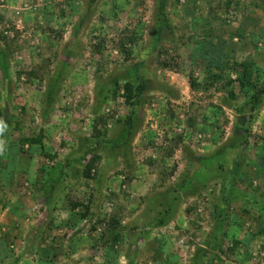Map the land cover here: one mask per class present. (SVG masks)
Masks as SVG:
<instances>
[{
    "label": "rangeland",
    "instance_id": "374dc122",
    "mask_svg": "<svg viewBox=\"0 0 264 264\" xmlns=\"http://www.w3.org/2000/svg\"><path fill=\"white\" fill-rule=\"evenodd\" d=\"M161 1L0 0L1 156L22 154L14 130H21L22 138H35L33 132L40 133L39 128L46 125L60 157L57 162L64 161L70 146L78 147L76 137L87 127V112L100 107L107 127L99 130L104 129L106 136L99 145L91 131L90 138H85L89 147L99 146L82 155L88 161L94 157L89 178L84 176L86 163L79 162L77 169L67 173L65 164L59 167L70 178L66 180L70 190L59 193L68 192L73 209L61 205L58 217L76 226L66 234V227L61 228L57 237L91 236L92 230H82L88 225V230L94 227L102 234L111 220L117 223L110 234L117 230L123 235L127 230L122 239L109 240L110 235L103 245L96 244L94 251L84 254L78 253L87 246L89 236L87 241L80 238L72 255L67 256L69 251L64 249L46 255L47 260L107 264V247L118 256L114 264H127V260L132 264L134 258L152 260L162 240L166 245L157 264H168L169 259L176 264H221L212 254L219 252L208 248L206 241L214 219L222 214L218 211L221 202L216 203L225 197L227 182L233 180L239 185L240 198L236 197L238 203L230 210L234 215L244 213L245 218L244 228L235 235L246 242L249 234L264 227V179L257 187L252 183V188L246 182L257 168L264 177V98L252 111L253 95L243 89L248 70L240 66L242 62L253 65L255 76H260L252 80L256 86L252 91L257 92L259 81L261 86L264 83V0ZM163 19L171 30L165 29L159 41ZM208 34L214 36L212 48L219 49L220 60L230 63L223 71L216 66L214 51L201 48ZM136 39L135 45H129ZM125 46L132 49L130 55L124 53ZM235 67L237 73L232 72ZM213 74L219 76L214 86L208 80ZM228 82L232 85L227 86ZM126 84L133 86L130 99ZM68 112L73 122L64 130ZM12 120L14 130L8 125ZM118 131L121 144L115 142ZM118 151L132 154L141 169L117 170L116 164L105 168L106 162L116 160ZM42 160L37 157L38 164ZM41 174L44 178L49 173ZM255 190L256 196L250 198ZM159 191L164 192L161 197L156 195ZM5 195L0 190V196ZM43 196L51 195L43 192ZM151 198H164V202L185 198L184 215L181 211L169 215V224L153 230L157 216L146 206ZM74 203L81 206L74 208ZM39 209L36 206L33 211ZM86 212L87 221L78 223ZM51 233H44L47 240L55 238ZM95 234L92 244L98 240L99 233ZM230 243L222 237L223 249L230 248ZM240 248L235 249L239 262L231 255L221 259L226 264H241L238 254L251 251L252 261L246 264H264V237L247 249ZM21 255L23 264L36 263L35 251L24 249Z\"/></svg>",
    "mask_w": 264,
    "mask_h": 264
},
{
    "label": "crops",
    "instance_id": "0c3cea01",
    "mask_svg": "<svg viewBox=\"0 0 264 264\" xmlns=\"http://www.w3.org/2000/svg\"><path fill=\"white\" fill-rule=\"evenodd\" d=\"M100 107H95L93 111L87 112V117L89 120L87 123H85L86 128L82 129L79 134L76 137L77 146H70V153L67 155L68 158H66L64 161L57 162V158H60L57 154V149L53 143V139L49 131L47 130L46 125L43 128H39L40 133L33 132L34 136L41 141L42 147L44 150H42V147L37 146L34 151L35 154L38 156H45L49 155V157L53 160H56V166L51 170V173H57V168H59L62 164H65V167L68 171H73L78 168L79 162L77 159L82 158V155L90 150L89 147L90 141L89 139L86 140L85 138H90L91 131H93L94 125L97 121H99L100 117L102 116V113ZM71 113H65V118L63 120V128L64 130L69 127V123L73 122V117ZM91 115V116H89ZM85 117V120L87 119ZM102 118V117H101ZM103 119V118H102ZM84 120V121H85ZM60 126L62 127V123L59 121ZM9 127L14 130L15 123L13 120L8 124ZM81 125H83L81 123ZM23 127L27 130V126L23 123ZM100 128V125H99ZM15 133H17V139H22V136L24 133L21 130H14ZM115 142L121 144L122 142V135L118 131L115 135ZM121 138V139H120ZM9 139V137H8ZM55 141V140H54ZM102 149L100 147L99 151ZM67 151V150H65ZM116 155V160L114 161H108L105 163V168L109 169V166L117 165V170H121L123 168H131V167H138L141 169L142 165L137 162V158H135L132 154L130 155L128 151H118ZM1 156V155H0ZM3 157V158H1ZM0 157V190H3L6 195L0 196V264H23L21 262L22 259V251L24 249L28 250L29 252L35 251V264H57L55 260L50 259L47 260L45 256H49L51 253L59 252L65 249L67 252V256L72 255L71 252H74V247L76 244V241L80 238L87 241L86 237L89 235H80L78 237H72L67 239L58 238L61 229L59 227L52 228L51 231H48L46 228V225H49V223L52 222V218H55L57 223H63L60 218L58 217V213L60 211L61 205H63V208L66 209L69 205L70 208V200L68 196V192L65 195H62L57 190L56 193L53 194V198H44L39 199L38 205L46 204V202L49 203V208L46 209V214L42 215L40 213L34 212V208L27 209V203L29 202V198L27 196L30 192H35L39 194L41 191H36L35 187L36 185H32L30 183L29 186L21 187L22 182V175L28 176L34 183L36 181L40 182L41 179L44 178L41 174V170L39 169L38 165L35 163L31 166L30 169L24 165L25 163V156L23 155H14L10 154V156H7L6 154H3V156ZM46 157V156H45ZM155 158H157L155 156ZM37 160V159H36ZM35 160V161H36ZM44 160V159H43ZM173 159H170V162H168L167 166H170V163ZM38 164V161H36ZM9 166H13V170H9ZM147 166V165H144ZM16 167V168H15ZM38 170H34L37 169ZM133 171H135L136 168H131ZM45 171V170H44ZM48 172V170H46ZM255 173L254 177H251V182L254 183V187H257L259 185V182L264 179L261 168L258 170L253 171ZM252 172V173H253ZM232 175V174H231ZM230 175V176H231ZM64 177V176H60ZM66 177V175H65ZM256 177V178H255ZM36 178H38L36 180ZM47 178V180H51ZM70 178H67V181ZM28 180V179H27ZM259 181V182H258ZM69 182V181H68ZM147 186H150V184H147ZM143 187H146V184L143 185ZM166 192V190H165ZM164 192L159 191L158 194H156L158 197H161ZM30 195V194H29ZM256 196L254 192L249 196L250 198H253ZM175 197V195H174ZM196 197V196H195ZM152 203H150V199H148L146 206L150 207L154 217H159L160 213L164 211V207L166 202H164V198H151ZM174 199V198H172ZM42 202V203H41ZM187 200L185 198H179V200L176 202L174 210L176 213L178 211H181L182 207L184 209V206L186 204ZM19 203V206H18ZM48 205V204H46ZM151 205V206H150ZM69 208H67L69 210ZM158 208L160 210H158ZM144 209V207H143ZM143 211V210H141ZM173 214H176L174 213ZM62 212V211H61ZM181 215H184L181 211ZM156 217V218H157ZM134 219V217H133ZM68 222V221H66ZM58 226V224H56ZM57 229V230H56ZM69 229L64 230L63 234L68 233ZM52 232V233H51ZM44 233H51L50 235H54L55 238H50L47 240L45 238ZM123 235L126 233L127 230L122 232ZM137 234H140V231L136 232ZM136 234V235H137ZM64 237V236H62ZM87 246H84L78 254H84L86 251L92 250L94 251L96 248V243L92 244V238L89 236V240L87 242ZM135 244V242H131ZM139 245V244H138ZM62 247V249H59V247ZM23 247V248H22ZM69 249V250H68ZM72 250V251H71ZM135 259V258H134ZM132 259L133 264H153L152 260L146 261L144 259ZM130 263V261L127 260V264ZM66 264H71L70 261L67 259ZM90 264V263H88Z\"/></svg>",
    "mask_w": 264,
    "mask_h": 264
},
{
    "label": "trees",
    "instance_id": "16d2710c",
    "mask_svg": "<svg viewBox=\"0 0 264 264\" xmlns=\"http://www.w3.org/2000/svg\"><path fill=\"white\" fill-rule=\"evenodd\" d=\"M95 1L96 0H92V2H95ZM160 16L162 18L165 16V14H164V4H162V1H161V7H160ZM162 21H163V27L158 32L159 41L161 40V38H162L161 34L163 33V31L165 29H167L169 31L171 30V25L167 24V21L164 20V19ZM213 37L214 36L212 34H208L207 35V39L202 44L201 48L204 49L205 47H209L208 49L210 51H214V60H217L216 66H217V68L220 71H223V69L226 68L230 63L226 59L220 60L222 56H221L218 48H217V50H213V48H212V45L214 43V41L212 40ZM218 39L219 38H217V40ZM136 42H137V39L136 40H131L129 45L133 46V45H135ZM126 46L124 47V53L126 55H130L132 53V49H128ZM236 65H237V63H236ZM249 65L250 64H247V63H244V62H242L240 64V66L242 68H244L245 70L246 69L248 70V73H245L244 78H243V80H244L243 89L247 88L252 93L253 96L251 97V100H250V104H251V107H252L251 109H252V111H256V109H257V107L259 105V102L261 101L262 98H264V83H263V86H261L262 81L261 82L259 81V90L257 92H255V93H254V91H252L256 87L255 84L252 82V80H254V77H256L258 79V78H260V76L259 75L255 76V71L254 70L252 71V69H251L253 65L251 67ZM206 66L210 67L207 64H206ZM163 67L167 68L168 66H167L166 63H164ZM237 71H238L237 67H235L232 70V72H236V73H237ZM214 75L215 74H213L212 76L208 77V80L211 82L212 86H214L216 84V82H217L216 79L219 78V76H214ZM239 76L240 77L238 78V80H240L241 74H239ZM220 77H221V75H220ZM190 80H191V78H190ZM254 81H256V79ZM234 83L235 82L232 81L233 85H234ZM232 84H231V82H228L226 85L227 86H231ZM196 86H197L196 82L191 80V87L195 88ZM257 87H258V85H257ZM125 92H126V95H127L128 99H130L131 95L133 94V86L131 84L130 85L126 84L125 85ZM49 94H50V96L53 95V93L51 91H50ZM99 125H100L101 128H102V126H103V128H106L107 127V123L102 118H100L99 121L96 122V124L94 125V128H93V135L92 136L95 139L99 140L100 141L99 145H101V142L105 138L106 135H105V130L104 129L99 130ZM33 137H35V136H33ZM92 141H93V138L91 139V143H92ZM18 142H19L20 148L23 150L22 154H20V155L25 156L24 165L26 167H28V169H30L31 166L35 163L36 165H38V167L41 170V172L45 173L46 170H48L47 173H49V174H47L48 176H46L44 179H42V184L38 183V181H36L34 183V181H32L29 177H27L28 174H27V176H25V175L21 176V178H22L21 187H25L26 183H27L26 186H28V183H31L33 186L36 185V187L34 186L36 191H42V192H39V194H37L35 192H30V193L27 194L28 198L30 199L29 202L27 203V209H29V208L32 209V208L36 207L38 205V202H39L38 200L39 199L42 200V199L45 198L43 196V192L46 193V195H49V196L51 195L50 198H53V194L56 193L57 190L61 191V192H66L67 190H70V187L68 186V184H66L67 177H65V174L63 173V170L57 168L56 169L57 173H54V174L51 173V170L56 166V165L53 164L54 160L52 159V157L50 158L49 155L48 156L45 155L46 156L45 157V156H38V155L35 154L34 149L37 146L42 147V144H41L40 140H38L36 137L35 138H25L24 137L22 139H19ZM99 145H96V147L99 146ZM26 147H28V149H26ZM90 148H91V150L95 149V148H93V145H90ZM42 150H44L43 147H42ZM17 156H19V155H17ZM37 157H41L42 159H44V160H42L43 162L42 163L40 162L39 164H37L36 163ZM79 161L82 164L86 163L85 165H87V166H85L86 168H85V171H84V176L87 175V177L89 178V175H90V173H91V171H92V169L94 167V157L88 161L87 160V155L85 154V156H83ZM257 170H258V168H257ZM51 176H52V178H50L51 180H47V178H49ZM60 176H64V177H60ZM250 180H251V178L249 177V178H247L246 182L248 183L249 188H252V182ZM238 181H241V180H238ZM227 185L229 186V188L227 189L228 186H226L224 188V190L227 189L225 197L224 198H220L217 201V203H216V204H218V203L221 202V204L218 206V207H220V209L218 211L222 213L221 214L222 217L220 215L219 218H215L214 219L215 220V225H212L211 230H210V232L208 234L209 237H208V239L206 241V245H207L208 248H210L212 251L214 250V251H217V252L221 253V254L214 253V252L212 253L213 257L215 259H217V261L221 262V264H226V262L224 260H222L221 257H220V256H225V255H228V256L231 255L234 258H238L237 261L239 262V257L236 256L235 249L238 248V247L247 249L248 246H250L253 242H255V239H258L260 237L261 238L264 237V227L263 226H260L254 232V234H249L247 236L246 242H243V241L239 240V238L235 235V233H234L235 231H239L240 232L244 228V226H243L244 224L242 222V219L245 220V218L243 217L244 213H242L240 215H234L232 213V210H230L231 207L234 205V203L236 204V202L239 200L237 198H240L238 196V192L239 191L237 190V188L239 186L238 183L235 184L234 180H233L230 183L227 182ZM175 192L176 191H174L173 194ZM253 192L256 195L257 190H255ZM235 194H236V196H235ZM62 195H65V194H62ZM65 197H67V196L65 195ZM178 200H179V198H174V199H171L170 201L166 202L165 207H164V211H162L160 213V216L158 218H155L157 221L155 223V226L153 227V230L156 229V228L157 229L163 228V227H165L167 225V223L169 224L171 222V221H169V219H171L173 211L177 207V206L175 207V204H176V202ZM44 202L46 204H48V205H46V204L40 205V209L37 210V212H40V214H42V215L46 214V209L49 208V203L46 202L45 200H44ZM216 204L214 205V207H216ZM18 206H19V203H18ZM66 206H67V208H69V205H66ZM70 206H71V202H70ZM73 206H74V208H78V207L81 206V204L74 203ZM71 208H72V206L69 209H71ZM174 213H176V212L174 211ZM169 215H171V216H169ZM173 215H175V214H173ZM87 216H88V213L84 214L82 216L81 220H78L77 222L78 223L86 222L87 220H84V219H86L85 217H87ZM80 221H82V222H80ZM111 222H112V220H111ZM111 222H109V225L107 227V231L105 233H102V234L99 232V229L94 228V227H92V229L90 228V230H88L89 225L88 226H82V230L85 229L87 232L92 230L91 236H90L92 239H97V238H93V237H95V235H96L95 233H99L101 235V238L99 237L100 236L99 234H98V236H96V237H98V240H94L96 244H101L102 243V245H103V243L106 241L105 238L109 239L110 235H111V238L109 240H111V239H114V240L122 239L123 235L120 234L121 232L119 233L117 230H113L112 233L110 234V230H112V227L117 223L116 220L113 221V224H111ZM51 223H52V225H50V223H49L50 228H55V227L65 228L66 227V229L72 230L76 226V224H74L73 222L57 223L55 218H52V222ZM56 224H58L59 226H54ZM98 226H99V224H98ZM48 227L46 225L45 229L48 230L49 229ZM116 229H117V227H116ZM250 229H252V228H250ZM153 230H151V231H153ZM92 235H94V236H92ZM178 235H182L183 236V234H181V232H178ZM178 237H179V239L181 238V236H178ZM222 237L225 238V239L231 240L230 248L226 249V247H224L226 250L223 249V245L221 244ZM247 240H249V242H247ZM107 245H109V243H106V246ZM158 245H159L158 253H157V255H155V257H152V261L155 264L160 263V262H158V259H160L159 253L164 251V249H165L164 245H166V242L161 240V241L158 242ZM106 249H107L106 253H108V254L110 253V257L107 254V256H108V258H107L108 263L107 264H114L113 262L118 260V256L111 253V252H113L112 248H107L106 247ZM240 249L238 251H240ZM115 254H118V253L115 252ZM205 254H207V251L204 252V255ZM251 254H252L251 251H249L248 253H244L243 252L242 254H238V256L240 255V257L242 258V260L240 258V260L242 262L241 264H246V263H248V261H252ZM169 260L170 261L168 262V264H176L174 262L173 263L171 262L172 259H169ZM237 261L234 264H237Z\"/></svg>",
    "mask_w": 264,
    "mask_h": 264
},
{
    "label": "clouds",
    "instance_id": "9594fccd",
    "mask_svg": "<svg viewBox=\"0 0 264 264\" xmlns=\"http://www.w3.org/2000/svg\"><path fill=\"white\" fill-rule=\"evenodd\" d=\"M0 131H2V126H0Z\"/></svg>",
    "mask_w": 264,
    "mask_h": 264
}]
</instances>
